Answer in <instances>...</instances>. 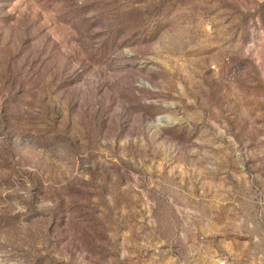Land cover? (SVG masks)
Wrapping results in <instances>:
<instances>
[{
	"label": "rangeland",
	"instance_id": "1",
	"mask_svg": "<svg viewBox=\"0 0 264 264\" xmlns=\"http://www.w3.org/2000/svg\"><path fill=\"white\" fill-rule=\"evenodd\" d=\"M0 264H264V0H0Z\"/></svg>",
	"mask_w": 264,
	"mask_h": 264
}]
</instances>
